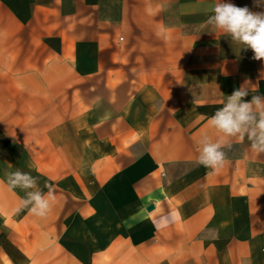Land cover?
Wrapping results in <instances>:
<instances>
[{
  "label": "crops",
  "instance_id": "crops-1",
  "mask_svg": "<svg viewBox=\"0 0 264 264\" xmlns=\"http://www.w3.org/2000/svg\"><path fill=\"white\" fill-rule=\"evenodd\" d=\"M215 2L0 0V264H264V153L230 138L197 163L227 95L264 98ZM17 170L54 194L46 216L13 213Z\"/></svg>",
  "mask_w": 264,
  "mask_h": 264
},
{
  "label": "clouds",
  "instance_id": "clouds-1",
  "mask_svg": "<svg viewBox=\"0 0 264 264\" xmlns=\"http://www.w3.org/2000/svg\"><path fill=\"white\" fill-rule=\"evenodd\" d=\"M258 7H264V0H253ZM210 15L206 24L211 26L212 32L218 30L221 35L230 38L231 42L240 45V48H250L253 59L264 62V12H252L248 7H238L232 3L216 0L209 9ZM248 95V88L242 85L226 96L223 106L214 115L208 118V124L219 134L216 140L208 137L198 141L197 163L206 168L218 170L223 166L225 153L223 148L231 147L230 138L243 142L245 138L257 155L264 153V98ZM163 176V169H161ZM7 183L10 189L19 188L25 196L19 200L13 209L14 214L27 210L37 217L47 215L51 207L54 194L50 190L47 196L37 187V179L30 173L19 170L7 174ZM140 216L139 213L136 214ZM172 220L177 213L169 214ZM142 218V217H141ZM126 227L133 225L122 222ZM169 224V216L161 215L154 221L157 228H165Z\"/></svg>",
  "mask_w": 264,
  "mask_h": 264
},
{
  "label": "water",
  "instance_id": "water-1",
  "mask_svg": "<svg viewBox=\"0 0 264 264\" xmlns=\"http://www.w3.org/2000/svg\"><path fill=\"white\" fill-rule=\"evenodd\" d=\"M152 209H153V205H152V204H150V205L147 206V210L150 211V210H152Z\"/></svg>",
  "mask_w": 264,
  "mask_h": 264
}]
</instances>
